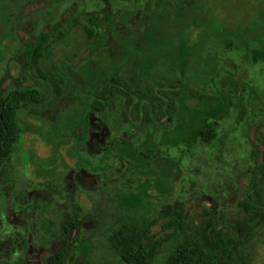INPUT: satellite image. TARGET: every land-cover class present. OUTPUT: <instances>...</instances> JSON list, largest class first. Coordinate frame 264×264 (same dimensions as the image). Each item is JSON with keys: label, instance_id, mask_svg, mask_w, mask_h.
I'll use <instances>...</instances> for the list:
<instances>
[{"label": "rangeland", "instance_id": "1", "mask_svg": "<svg viewBox=\"0 0 264 264\" xmlns=\"http://www.w3.org/2000/svg\"><path fill=\"white\" fill-rule=\"evenodd\" d=\"M143 1L0 0V97L34 83L43 94L19 112L0 170V260L49 264L62 250V264H123L109 237L125 226L158 241L157 260L193 235L219 264H264V0H192L183 27L174 13L188 0ZM107 14L94 47L82 26ZM42 35L59 94L29 62ZM110 76L175 84V110L90 108L83 92Z\"/></svg>", "mask_w": 264, "mask_h": 264}, {"label": "trees", "instance_id": "2", "mask_svg": "<svg viewBox=\"0 0 264 264\" xmlns=\"http://www.w3.org/2000/svg\"><path fill=\"white\" fill-rule=\"evenodd\" d=\"M113 6L120 0H107ZM118 1V2H117ZM156 0H144V8L148 10L153 6ZM183 2L179 6L182 13L175 11L174 22L180 26H187L191 22V4ZM171 6L168 7L167 14L160 21L166 22L171 18ZM150 11V10H149ZM151 12V11H150ZM87 24H83L82 30L87 40L94 46L100 47L105 40V31L109 27L112 17L107 14L103 19H97L95 16H89ZM151 23H153L150 17ZM45 36L29 52V62L32 67L37 69L38 76L46 79L52 86L56 94H59L61 85L59 84L60 75L57 73H48L40 68V60L45 55L48 45L45 43ZM82 101L87 103L90 108L108 105L119 99L128 109L130 116L140 119L153 116L164 112L171 116L177 105V96L180 90L175 84H168L159 87L155 91L149 87H132L129 81H121L115 76H110L102 82L97 90L87 89L83 92ZM39 84L34 83L30 86L9 89L0 97V170L4 164L6 156L10 153L12 147L17 144L22 136L23 130L18 122L19 112L30 104H36L42 101L43 96ZM141 116V117H140ZM215 125L212 121L204 124L200 128V139L205 142L211 141L215 136ZM259 189V187H257ZM248 210L251 205L245 202L241 203ZM178 221V220H177ZM110 243L117 256L123 264H219L222 257L218 253L208 251L204 245L193 235H185L176 244L175 248L163 255L159 260L158 241L148 239L140 235L137 227H117L114 228L110 237ZM64 251L58 250L48 258L49 264H62ZM0 264H11L9 261L0 260Z\"/></svg>", "mask_w": 264, "mask_h": 264}]
</instances>
